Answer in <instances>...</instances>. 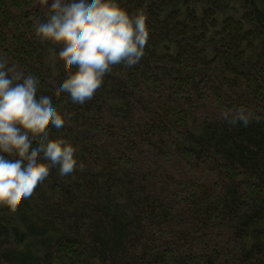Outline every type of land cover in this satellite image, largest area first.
Instances as JSON below:
<instances>
[{"label":"trees","instance_id":"trees-1","mask_svg":"<svg viewBox=\"0 0 264 264\" xmlns=\"http://www.w3.org/2000/svg\"><path fill=\"white\" fill-rule=\"evenodd\" d=\"M119 2L147 16L144 55L83 105L59 93L49 136L80 167L0 206V264H264V0ZM48 11L0 0V56L53 93L74 69L35 34Z\"/></svg>","mask_w":264,"mask_h":264},{"label":"clouds","instance_id":"clouds-1","mask_svg":"<svg viewBox=\"0 0 264 264\" xmlns=\"http://www.w3.org/2000/svg\"><path fill=\"white\" fill-rule=\"evenodd\" d=\"M36 2L49 11L35 34L60 44L56 55L74 70L55 82V92L45 93L37 76L25 75L0 56V206L15 207L29 199L53 167L61 176L80 167L78 146L63 136H49V124L56 129L65 124L59 93L85 104L114 65L131 68L140 62L149 38L146 14L129 12L119 0ZM224 118L247 125L254 117L240 106Z\"/></svg>","mask_w":264,"mask_h":264}]
</instances>
